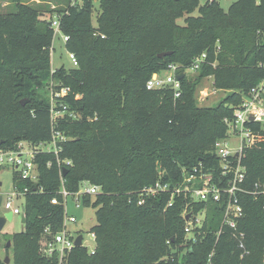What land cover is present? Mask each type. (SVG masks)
<instances>
[{
  "label": "trees",
  "instance_id": "trees-1",
  "mask_svg": "<svg viewBox=\"0 0 264 264\" xmlns=\"http://www.w3.org/2000/svg\"><path fill=\"white\" fill-rule=\"evenodd\" d=\"M12 1V11L0 12V149L48 141L52 131L65 137L57 154L35 156L37 182L13 172L14 187L27 189L25 222L10 236L14 264H60L41 244L62 227L61 188L75 193L83 182L99 188L81 196L95 209V250L74 246L61 264H264V194L253 193L255 183L264 184V122L246 124L262 139L242 150L235 227L223 222L225 195L196 202L173 194L171 205L170 192L141 195L157 181L172 187L195 168L227 185L232 174L221 175L215 143L228 137L225 120L236 108L198 105L197 81L186 71L204 54L197 79L238 90L232 103L257 87L264 79V0H236L227 10L216 0H99L95 25L94 0H65L56 17L78 64L55 70L53 17H46L52 10ZM163 51L171 54L158 57ZM169 64L184 71L178 97L170 87L146 88ZM62 88L66 94L57 95ZM51 108L60 114L52 117ZM58 160L70 161L64 175ZM202 210L189 236L185 216Z\"/></svg>",
  "mask_w": 264,
  "mask_h": 264
},
{
  "label": "built area",
  "instance_id": "built-area-1",
  "mask_svg": "<svg viewBox=\"0 0 264 264\" xmlns=\"http://www.w3.org/2000/svg\"><path fill=\"white\" fill-rule=\"evenodd\" d=\"M51 25L53 28V38L56 33L62 34L57 17L52 19ZM62 39L65 43L68 40V36L62 34ZM68 56L71 60L72 66H77L78 62L74 53L68 51ZM204 57V54L197 57L190 70L197 69L199 67V63L204 59ZM165 71V75H162V73H153L146 82V88L160 89L170 87L174 90L175 97H178L180 95V81L176 78V75L184 71L179 70L178 65L176 64H169ZM256 91L257 90L254 88L252 96H249L234 110L233 119L225 120L231 133L235 136L238 135L239 143L234 148L235 150H232L228 146L229 138L217 140L215 143V153L220 159L221 175L228 176L229 174H232L226 186H219L217 183L213 182L211 173H198V170L195 168L189 175L184 173L183 180L174 186L171 187L168 183H161L160 181H157L153 185L143 188L141 195L155 196L160 192H170V199L167 205H171L173 194L179 195L182 193L183 195L188 196L192 201L196 202H206L209 200L218 202L222 199V196L225 195L226 207L224 210L223 222L227 223L231 227H235V219L242 215V207L237 196V192L242 190L240 185L244 179V167L240 164L242 150L244 147L250 146L262 139L258 132L252 130L246 125L248 122H264V105L257 101V96L254 95V92ZM66 92L67 88H62L56 94L64 95ZM51 111L52 117H56L60 114V112L54 110V108H51ZM251 117L252 120H250ZM64 140L65 137L63 135L57 131H52L51 139L48 141L37 144H33L28 141H20L14 149H0V163L7 162L11 164L13 166V172H15L19 178L26 179L31 182H37L38 169L35 162V156L40 152H53L54 154H57L58 150L61 149L57 143ZM47 144H50L51 147H48ZM232 156H235L236 158L234 163L229 160ZM57 164L59 168L62 169L69 165L70 161L58 160ZM253 189L254 194H264V184L257 182L254 184ZM26 190L27 189L24 188L20 191L14 187L13 194L9 195L5 202L2 199L0 206L3 204L5 212H11L12 216L14 214H22V206H13L12 198L16 196L23 197V193ZM98 191V186L90 185L87 182H83L80 185L79 190L75 193H68L63 187L61 188L60 193L64 197L65 207L62 227L58 232L53 234L51 240H43L41 244V247L45 248L47 250L46 253L48 254L53 253L55 250H58L61 253V256L59 257L60 264L64 256V252L69 251L74 247L75 239L78 236L77 233H72L67 228L68 223L76 222V218L67 213L66 199L68 197L73 198L75 206H78L79 203H81L82 195H94ZM144 200L145 197L141 196L137 203L142 204ZM52 202L56 203V199L53 198ZM186 211L187 207L184 209L183 214H185ZM202 215L203 210L198 213H190L189 218L186 220L187 225L185 227V231L187 233L191 232L195 226L200 225V218ZM45 231H47V229ZM90 237L95 242V234L90 232ZM52 245L54 247H52ZM82 246H84L83 237ZM94 250L95 244L91 249H89V252L93 253ZM211 255L212 254L209 256L211 257ZM208 264H211V262Z\"/></svg>",
  "mask_w": 264,
  "mask_h": 264
},
{
  "label": "rangeland",
  "instance_id": "rangeland-1",
  "mask_svg": "<svg viewBox=\"0 0 264 264\" xmlns=\"http://www.w3.org/2000/svg\"><path fill=\"white\" fill-rule=\"evenodd\" d=\"M27 4L36 6L43 11H50L51 13L46 12V17L49 14L55 18L57 12L61 11L63 8L67 6V1L63 0H23ZM205 0H200L203 3ZM219 2L220 6L227 10L229 6L236 0H216ZM71 4V1H70ZM94 12L92 13V24L95 25V17L97 15V10L99 6V0L93 1ZM14 9V2L12 0H0V12H10ZM194 15L196 12L193 13ZM179 24H184L183 18L177 20ZM64 66L65 68L72 67L71 60L68 56V50L65 47L64 41L62 39V34L56 33L54 35L52 41V48L50 52V68L55 70L56 68ZM199 70H187V77L193 82L197 81L194 95L196 102L200 106H215L220 102H225L227 106L232 109H235L241 105V103L246 100L249 96H252L254 88H251L247 95L241 94V101L238 103H232L230 101V94L232 92L239 93L238 90H218L213 85L212 77H203L197 79ZM156 73H162V75L166 74L165 70H159ZM51 83V82H50ZM257 90L254 92V95L257 96V101L264 105V79L261 83L255 87ZM228 146L235 150L234 148L239 143L238 135L235 136L228 130ZM48 147H51L50 144H47ZM14 192V182H13V166L7 162L0 163V195L2 196L3 201L8 198L9 195H12ZM93 196V194H92ZM23 203V197H13L12 205L16 207H21ZM66 211L69 215H72L76 218V222L68 223L67 228L72 233H77L78 235H82L83 244L88 252L91 249L95 242L90 237V228L95 223V209L91 206H84L82 203H79L78 206H75L73 202V198L68 197L66 199ZM5 213L4 206H0V214ZM21 215L22 214H14L11 220H7L0 230V264H14V255L13 249L11 247L10 236L18 231H21L22 223H21ZM189 236L191 232L188 233ZM52 247H54L52 245ZM42 252H47L45 248L41 247ZM59 259L61 253L58 250L53 251ZM90 253V252H89ZM8 259V260H7Z\"/></svg>",
  "mask_w": 264,
  "mask_h": 264
},
{
  "label": "water",
  "instance_id": "water-1",
  "mask_svg": "<svg viewBox=\"0 0 264 264\" xmlns=\"http://www.w3.org/2000/svg\"><path fill=\"white\" fill-rule=\"evenodd\" d=\"M171 54V51H163V52H160L158 53V57H163V56H166V55H170ZM184 73L183 72H180L176 75V78L178 80H180L182 77H183ZM28 102V99L27 98H22L20 100V103L21 105H25L26 103ZM250 120H252V117L250 118ZM66 169L65 168H62V174L64 175ZM1 200H2V196L0 195V205H1ZM189 215L190 214H187L185 216V219L187 220L189 218ZM12 219V213L11 212H5L3 214H0V230L3 228L5 222L7 220H11ZM25 222V215L22 214L21 215V223L23 224ZM74 246H82V235H78L75 239V242H74ZM8 260V259H7Z\"/></svg>",
  "mask_w": 264,
  "mask_h": 264
}]
</instances>
